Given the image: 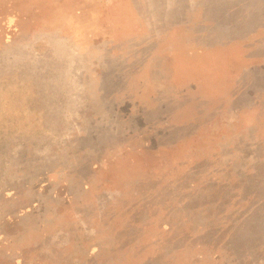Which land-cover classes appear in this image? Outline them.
<instances>
[{
    "label": "rangeland",
    "instance_id": "1",
    "mask_svg": "<svg viewBox=\"0 0 264 264\" xmlns=\"http://www.w3.org/2000/svg\"><path fill=\"white\" fill-rule=\"evenodd\" d=\"M0 264H264V0H0Z\"/></svg>",
    "mask_w": 264,
    "mask_h": 264
}]
</instances>
